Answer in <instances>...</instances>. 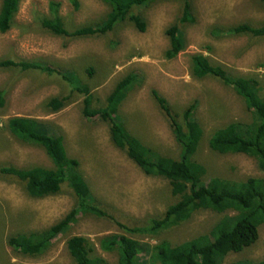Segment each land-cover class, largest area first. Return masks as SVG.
Instances as JSON below:
<instances>
[{"label": "rangeland", "instance_id": "1", "mask_svg": "<svg viewBox=\"0 0 264 264\" xmlns=\"http://www.w3.org/2000/svg\"><path fill=\"white\" fill-rule=\"evenodd\" d=\"M50 1L60 3L59 13L69 28L96 24L108 11L101 0H74L76 8L71 0H20L13 26L0 33V59L40 61L59 69L73 81L89 87L94 105L104 103L118 81L136 74L140 82L120 105L119 115L132 134L166 156L177 157L179 146L168 121L151 99L150 90H156L178 114L195 100L194 117L203 130L195 159L211 176L233 180L264 177L253 158L210 151L207 139L216 129L232 122L248 123L251 114L231 88L212 78H194L190 66L191 56L202 54L231 75L253 77L264 87V39L214 33L215 29L238 23H263L262 4L252 0H192L196 22L183 29V50L167 60L164 52L169 39L165 30L180 15V0H162L136 9L146 23L144 32L123 23L105 36L75 40L52 36L40 28L38 16L48 15ZM89 67L93 71L91 76L86 71ZM31 72L0 70V91H4V104L0 106V166L51 167L43 149L19 142L4 127L11 117L33 118L50 134L63 137L66 152L79 161L91 193L120 222L133 226L162 214L172 202L168 181L144 175L112 144L106 124L84 119L83 97L72 93L64 80ZM61 95L69 96L70 103L52 112L46 102ZM74 203L70 189L62 188L58 194L41 199L31 198L18 180L0 175V264H74L66 247L68 239L74 236L87 238L94 256L116 264V255L101 251L98 241L120 233L118 227L91 216L79 217L41 256H24L7 246V237L50 227L64 218ZM221 217L202 210L181 225L160 233L157 239L132 238L149 246L162 240L175 245L207 233ZM141 256L149 264L150 255ZM263 259L264 225L251 247L228 254L222 264H258Z\"/></svg>", "mask_w": 264, "mask_h": 264}, {"label": "trees", "instance_id": "2", "mask_svg": "<svg viewBox=\"0 0 264 264\" xmlns=\"http://www.w3.org/2000/svg\"><path fill=\"white\" fill-rule=\"evenodd\" d=\"M75 8L74 0H71ZM162 0H101L107 6L105 16L96 24L69 28L59 13L60 3L50 1L48 15L38 16L43 32L67 40L100 37L114 32L120 24L132 25L144 32L146 23L135 10ZM181 11L176 21L165 34L169 47L164 58L174 59L184 48L183 29L196 22L192 0H180ZM264 6V0H252ZM20 0H1L0 33L13 26L14 16ZM218 36H250L264 39V22L258 25L238 23L224 29H215ZM191 75L194 78H212L231 88L244 102L251 114L248 123L232 122L216 129L207 139L210 151L226 154H243L256 161L264 172V87L253 77L231 75L222 65L212 63L208 57L195 54L190 58ZM0 70L13 72H41L56 75L68 84L72 93L82 99V116L107 125L110 141L130 159L144 175L160 177L168 181L170 202L165 211L147 221L129 226L120 222L112 213L102 208L80 171V163L70 157L65 149L63 137L53 135L43 124L33 118L11 117L5 129L19 142L43 149L51 167L32 166L16 168L0 166V175L18 180L31 198H45L58 194L62 188L70 189L75 203L64 218L50 227L29 233H17L7 237V246L24 256L43 255L56 238L69 231L81 216L106 219L118 227L120 233L109 234L99 239L103 252L114 253L116 264H146L141 255H150L149 264H222L231 253H241L258 239L259 228L264 225V177H248L245 180L224 179L211 176L205 166L195 159L203 130L195 119L197 101L189 103L182 112L176 113L170 103L156 90L150 97L168 121L172 135L179 146L177 157L158 153L144 144L124 125L119 107L129 92L139 84V77L132 73L116 83L104 103L94 105V95L88 86L73 81L61 70L40 61L23 59H0ZM94 70V69H93ZM89 76L92 68H87ZM32 73V72H31ZM4 91H0V106H3ZM69 96L52 97L46 106L56 112L70 103ZM210 210L222 217L207 233L179 244L165 240L155 246L141 244L132 237L157 239L158 235L186 222L195 212ZM67 250L74 264H110L93 255V246L88 239L74 236L67 241ZM236 264H250L240 261ZM264 264V259L258 262Z\"/></svg>", "mask_w": 264, "mask_h": 264}]
</instances>
